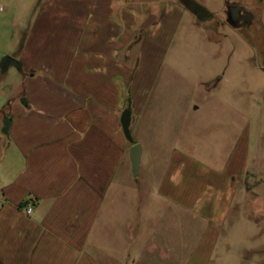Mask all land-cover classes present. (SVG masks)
<instances>
[{"label": "crops", "instance_id": "obj_1", "mask_svg": "<svg viewBox=\"0 0 264 264\" xmlns=\"http://www.w3.org/2000/svg\"><path fill=\"white\" fill-rule=\"evenodd\" d=\"M188 11L181 0H0V61L22 67L0 70L18 74L15 90L0 89V264H116L104 238L119 223L128 246L137 239L140 219L117 215L131 147L120 117L142 113ZM247 139L240 133L219 173L198 176L195 162L174 155L153 192L187 211L203 197L211 246L261 185Z\"/></svg>", "mask_w": 264, "mask_h": 264}, {"label": "rangeland", "instance_id": "obj_2", "mask_svg": "<svg viewBox=\"0 0 264 264\" xmlns=\"http://www.w3.org/2000/svg\"><path fill=\"white\" fill-rule=\"evenodd\" d=\"M181 1L197 14L181 18L143 111L132 117L131 135L143 150L138 174L120 167L115 185L117 194H126L117 198L118 219H140L139 228L133 226L137 239L128 246L118 223L110 238L104 233L102 250L111 251L116 264H264V0ZM233 5L241 15L230 21ZM17 79L11 68L0 89L15 90ZM243 131L247 165L261 185L251 197L243 194L239 217L218 227L211 246L199 213L203 197L187 211L168 200L161 205L153 192L178 153L195 162L198 176L219 173Z\"/></svg>", "mask_w": 264, "mask_h": 264}, {"label": "water", "instance_id": "obj_3", "mask_svg": "<svg viewBox=\"0 0 264 264\" xmlns=\"http://www.w3.org/2000/svg\"><path fill=\"white\" fill-rule=\"evenodd\" d=\"M234 17L235 15L232 18ZM9 66H13L18 71H22L21 64L18 60L10 56H4L0 61L1 72H6ZM22 102H24V99H22ZM120 123H121L122 131H123L125 139L128 141L129 144H131V147L129 149V162H130V167H131V173L133 176L136 177L138 174L139 165L141 161L142 146L140 144L135 143L131 135V131H130L131 111L130 109H125L122 112L121 117H120ZM9 126H10V119L5 118L3 121L2 133L7 135Z\"/></svg>", "mask_w": 264, "mask_h": 264}, {"label": "flooded vegetation", "instance_id": "obj_4", "mask_svg": "<svg viewBox=\"0 0 264 264\" xmlns=\"http://www.w3.org/2000/svg\"><path fill=\"white\" fill-rule=\"evenodd\" d=\"M228 14H229V20L230 21H235L238 20L240 18V8H238L237 6H229L227 8ZM235 15L234 18H232Z\"/></svg>", "mask_w": 264, "mask_h": 264}, {"label": "built area", "instance_id": "obj_5", "mask_svg": "<svg viewBox=\"0 0 264 264\" xmlns=\"http://www.w3.org/2000/svg\"><path fill=\"white\" fill-rule=\"evenodd\" d=\"M24 212L27 214V215H31L33 213V207L31 205H27L24 207Z\"/></svg>", "mask_w": 264, "mask_h": 264}, {"label": "trees", "instance_id": "obj_6", "mask_svg": "<svg viewBox=\"0 0 264 264\" xmlns=\"http://www.w3.org/2000/svg\"><path fill=\"white\" fill-rule=\"evenodd\" d=\"M192 14H194L196 16L197 12L194 8L188 9Z\"/></svg>", "mask_w": 264, "mask_h": 264}]
</instances>
